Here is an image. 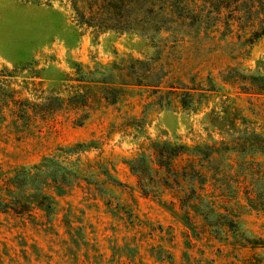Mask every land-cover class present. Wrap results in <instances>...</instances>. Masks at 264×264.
I'll return each instance as SVG.
<instances>
[{
  "label": "rangeland",
  "instance_id": "rangeland-1",
  "mask_svg": "<svg viewBox=\"0 0 264 264\" xmlns=\"http://www.w3.org/2000/svg\"><path fill=\"white\" fill-rule=\"evenodd\" d=\"M173 41L0 0V264H264V94L161 103ZM242 70L264 76V36Z\"/></svg>",
  "mask_w": 264,
  "mask_h": 264
},
{
  "label": "trees",
  "instance_id": "trees-1",
  "mask_svg": "<svg viewBox=\"0 0 264 264\" xmlns=\"http://www.w3.org/2000/svg\"><path fill=\"white\" fill-rule=\"evenodd\" d=\"M66 1L80 28L96 33L135 32L150 38L158 33L174 38V45L183 51L167 62L159 78V84L167 88L156 89V93H162L161 103L165 100L171 106L173 100H178L183 109H197L194 97L196 90L202 89L198 87L199 79L211 83L219 78L249 93L264 94V76L242 70L249 48L264 36V0ZM203 70L205 78L200 77ZM13 115L17 117V113ZM176 156L178 153L165 154L162 159L172 166ZM189 161L187 166L194 162ZM186 211L171 209L173 215L188 218Z\"/></svg>",
  "mask_w": 264,
  "mask_h": 264
}]
</instances>
